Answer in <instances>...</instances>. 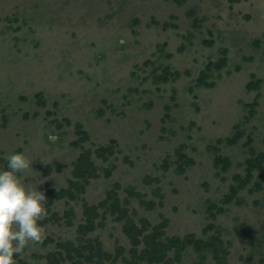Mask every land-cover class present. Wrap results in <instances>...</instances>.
I'll use <instances>...</instances> for the list:
<instances>
[{"label": "rangeland", "instance_id": "374dc122", "mask_svg": "<svg viewBox=\"0 0 264 264\" xmlns=\"http://www.w3.org/2000/svg\"><path fill=\"white\" fill-rule=\"evenodd\" d=\"M14 151L48 196L16 264H264V0H0Z\"/></svg>", "mask_w": 264, "mask_h": 264}, {"label": "clouds", "instance_id": "9594fccd", "mask_svg": "<svg viewBox=\"0 0 264 264\" xmlns=\"http://www.w3.org/2000/svg\"><path fill=\"white\" fill-rule=\"evenodd\" d=\"M6 167H0V264H16V254L30 242L45 236L39 222L46 214V190L30 187L22 172L33 169V161L23 151L5 156Z\"/></svg>", "mask_w": 264, "mask_h": 264}, {"label": "trees", "instance_id": "16d2710c", "mask_svg": "<svg viewBox=\"0 0 264 264\" xmlns=\"http://www.w3.org/2000/svg\"><path fill=\"white\" fill-rule=\"evenodd\" d=\"M161 233H158V235H160ZM156 236H154V237H149V239H150V241H148L147 242V248H146V250H144L145 251V253H144V257L146 258V259H152V257L154 256V254L156 253V251H160V255L158 256V260L157 261H161V258H163L164 256H165V252L167 251V249H169L170 247H172V245H174L175 244V246H177V244L176 243H178L179 241H178V239H176V240H171L170 241V243H169V245H168V248L167 247H163V249H164V251H161V248L162 247H158V244H155L154 242H153V239L155 238ZM168 240V239H167ZM185 242H190V240L188 239L187 241H185ZM194 244L196 245V247L197 248H199L200 246H197L198 244H200V241H195L194 242ZM94 245H96L97 247H94L93 245H90L89 247H91V249H92V251L91 250H89L88 252H95V255H97V256H103L104 254H103V252L101 251V246L99 245V244H94ZM87 246H85V248H86ZM94 247V248H93ZM90 249V248H89ZM82 253H84V252H82ZM80 255H81V252H80ZM153 255V256H152Z\"/></svg>", "mask_w": 264, "mask_h": 264}]
</instances>
